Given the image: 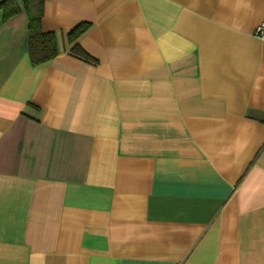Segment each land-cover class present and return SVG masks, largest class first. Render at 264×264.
I'll use <instances>...</instances> for the list:
<instances>
[{
    "label": "crops",
    "instance_id": "0c3cea01",
    "mask_svg": "<svg viewBox=\"0 0 264 264\" xmlns=\"http://www.w3.org/2000/svg\"><path fill=\"white\" fill-rule=\"evenodd\" d=\"M261 23L264 0H45L34 65L0 10V264H264Z\"/></svg>",
    "mask_w": 264,
    "mask_h": 264
},
{
    "label": "trees",
    "instance_id": "16d2710c",
    "mask_svg": "<svg viewBox=\"0 0 264 264\" xmlns=\"http://www.w3.org/2000/svg\"><path fill=\"white\" fill-rule=\"evenodd\" d=\"M45 0H20L21 7L16 0H0V10L3 19L16 15L21 10L28 19V53L32 64H40L52 59L58 53L57 39L54 32L41 30V18ZM88 24L80 23L69 34V40H74L81 34ZM72 52L83 57H88L82 49L75 45Z\"/></svg>",
    "mask_w": 264,
    "mask_h": 264
},
{
    "label": "built area",
    "instance_id": "2783aa9c",
    "mask_svg": "<svg viewBox=\"0 0 264 264\" xmlns=\"http://www.w3.org/2000/svg\"><path fill=\"white\" fill-rule=\"evenodd\" d=\"M264 33V23H261V25L257 28V34L261 35Z\"/></svg>",
    "mask_w": 264,
    "mask_h": 264
}]
</instances>
